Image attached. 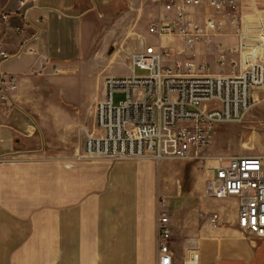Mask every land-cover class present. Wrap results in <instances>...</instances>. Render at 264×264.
Instances as JSON below:
<instances>
[{
    "label": "crops",
    "instance_id": "1",
    "mask_svg": "<svg viewBox=\"0 0 264 264\" xmlns=\"http://www.w3.org/2000/svg\"><path fill=\"white\" fill-rule=\"evenodd\" d=\"M146 1L35 0L20 9L18 0H0V13L6 14L0 19V46L12 55L0 74L15 75L18 82L15 109L0 117V154L12 156L0 166V264H157L160 200L156 205L154 200L168 192L161 180L166 173L158 175L160 166L150 159L113 165L107 159L95 161L81 156L80 146L65 152L46 149L41 135V78L54 75L53 68L70 66L71 51L79 59L85 55L81 46L92 33L90 15L123 13ZM237 2L242 32L251 45L262 43L264 53V0ZM154 6L161 14V7ZM254 15L263 21L250 18ZM138 41L137 50L151 40ZM237 41L228 25L225 35L214 38L210 47L197 44L194 54L203 57L204 47L217 57L216 47L232 49L228 45L235 47ZM173 50L167 64L179 58L178 49ZM260 53L250 52L247 62L257 66L264 85ZM95 71L99 75V68ZM95 88L93 99L102 100L103 86L95 81ZM167 160L172 159L158 162ZM204 188L205 182L161 199L172 224L173 264H187L188 250L196 255V264H264V238L240 232L237 200L207 198ZM111 206L114 212H108ZM214 214L218 220L213 223Z\"/></svg>",
    "mask_w": 264,
    "mask_h": 264
},
{
    "label": "built area",
    "instance_id": "2",
    "mask_svg": "<svg viewBox=\"0 0 264 264\" xmlns=\"http://www.w3.org/2000/svg\"><path fill=\"white\" fill-rule=\"evenodd\" d=\"M161 7L158 19L149 23L147 32L159 39H177L182 61L167 64L174 50L162 43L142 42L141 49L129 57L127 76L105 77L104 98L94 107V131L85 129L84 158L178 159L206 161L215 159L205 181L207 198L237 200V225L251 238H264V152L251 156L208 157L216 126L240 123L253 105L252 91L258 88L257 66L242 70L239 64L230 74H209L205 61H194V48L205 47L223 36L227 26L241 34L237 0H151ZM35 0H18L27 9ZM200 10V11H199ZM200 12V13H199ZM5 20L6 14L0 13ZM19 30V29H17ZM236 50L224 49L217 56L223 65ZM0 46V66L11 58ZM234 67V60H230ZM138 69L144 74L136 75ZM53 74L59 70L53 68ZM18 89L15 75L0 74V117L15 109L13 95ZM114 93L122 98L114 102ZM2 140L0 139V143ZM12 160L0 154V166ZM157 220V264H173L169 241L171 219L165 202L159 201ZM218 215L211 217V222Z\"/></svg>",
    "mask_w": 264,
    "mask_h": 264
},
{
    "label": "rangeland",
    "instance_id": "3",
    "mask_svg": "<svg viewBox=\"0 0 264 264\" xmlns=\"http://www.w3.org/2000/svg\"><path fill=\"white\" fill-rule=\"evenodd\" d=\"M149 2L140 3L137 6L139 9L131 7L123 13L95 12L90 15L89 20L93 25L92 33L81 46L85 55L82 53L79 59L78 53L75 54L71 51L70 66H61L59 73L47 74L41 78V135L45 137L44 146L46 149L65 152L72 151L77 146L82 148L85 129H91L94 122L95 104L101 100L93 99L97 92L95 81L103 86L105 77H121L127 74L128 59L132 53L137 51L138 40L149 38L151 40L149 43L153 44L167 40L165 38L161 40L147 33L149 23L160 16L159 10L153 2L151 0ZM150 13H152L151 16L148 15ZM255 17L263 21L260 15L250 16V18ZM253 23L256 24L254 21ZM240 33L236 34L239 42H236L235 47L228 45L236 50L235 55H230L223 65H219L217 57L210 55L209 50L204 47L202 49L203 57L195 55L194 61H205L209 73L230 74L231 70H236L239 64L242 70L248 67L247 61L250 52L260 51V59L264 60L262 43L251 45L249 36L242 32V22ZM166 45L173 49L181 48V42L177 39H171L170 42H166ZM224 48L227 46L216 47L217 54ZM70 49L75 51L78 48L70 46ZM186 56L187 54L174 58L175 62L182 61ZM232 58L234 67L230 63ZM98 68L99 75L98 72L96 74V71L94 74L93 70ZM135 73L136 75L144 74L138 69L135 70ZM257 84L258 88L252 91L254 103L243 120L240 123L224 124L213 129L211 142L205 151L208 157L251 156L264 152L263 80L258 79ZM69 94L71 95L67 96ZM254 95L257 98H254ZM121 98L119 93H114L115 103ZM93 160L104 159L94 158ZM119 161L121 160L109 162L113 165ZM131 161L139 162L141 160L132 159ZM152 163L156 167L160 166L159 178L166 173V176L161 180L168 188L167 195L155 197L156 205L161 199L168 200L170 196L174 195V191L185 193L194 185H203L216 161L215 159L197 162L172 159L162 162L153 161ZM115 209L114 206H111L108 208V212H114ZM189 253L192 255L193 251L188 250L185 255L188 257Z\"/></svg>",
    "mask_w": 264,
    "mask_h": 264
},
{
    "label": "bare ground",
    "instance_id": "4",
    "mask_svg": "<svg viewBox=\"0 0 264 264\" xmlns=\"http://www.w3.org/2000/svg\"><path fill=\"white\" fill-rule=\"evenodd\" d=\"M256 85H258V84H256ZM260 87H262V86H260ZM254 98H257V96L254 95ZM196 260H197L196 255L195 254H192L191 255V258L189 259V261H188L187 264H196Z\"/></svg>",
    "mask_w": 264,
    "mask_h": 264
}]
</instances>
